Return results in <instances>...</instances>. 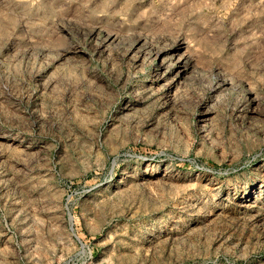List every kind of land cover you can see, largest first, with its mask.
<instances>
[{"label":"rangeland","instance_id":"rangeland-1","mask_svg":"<svg viewBox=\"0 0 264 264\" xmlns=\"http://www.w3.org/2000/svg\"><path fill=\"white\" fill-rule=\"evenodd\" d=\"M0 264H264V0H0Z\"/></svg>","mask_w":264,"mask_h":264},{"label":"bare ground","instance_id":"bare-ground-1","mask_svg":"<svg viewBox=\"0 0 264 264\" xmlns=\"http://www.w3.org/2000/svg\"><path fill=\"white\" fill-rule=\"evenodd\" d=\"M184 66V65H183ZM178 70V69H177ZM185 70V69H184ZM176 73V72H175ZM177 74V73H176ZM175 76V75H174Z\"/></svg>","mask_w":264,"mask_h":264}]
</instances>
